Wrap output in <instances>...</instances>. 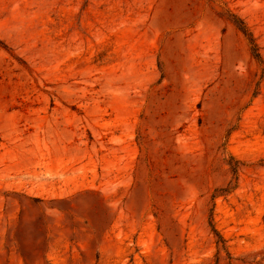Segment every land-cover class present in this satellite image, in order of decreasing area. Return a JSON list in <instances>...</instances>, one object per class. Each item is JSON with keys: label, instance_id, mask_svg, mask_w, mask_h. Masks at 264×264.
Listing matches in <instances>:
<instances>
[{"label": "rangeland", "instance_id": "rangeland-1", "mask_svg": "<svg viewBox=\"0 0 264 264\" xmlns=\"http://www.w3.org/2000/svg\"><path fill=\"white\" fill-rule=\"evenodd\" d=\"M0 264H264V0H0Z\"/></svg>", "mask_w": 264, "mask_h": 264}, {"label": "trees", "instance_id": "trees-1", "mask_svg": "<svg viewBox=\"0 0 264 264\" xmlns=\"http://www.w3.org/2000/svg\"><path fill=\"white\" fill-rule=\"evenodd\" d=\"M239 24H240V27L243 29V31L246 33L247 32V27L245 26V24L243 23V21H240ZM256 55L258 57H260V54L259 53H256ZM234 170H236V168H234ZM213 230H214V232H216V234L218 236V241H222L223 240V237H222V235H220V233L217 231V229L215 228L214 225H213Z\"/></svg>", "mask_w": 264, "mask_h": 264}]
</instances>
